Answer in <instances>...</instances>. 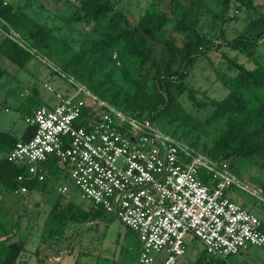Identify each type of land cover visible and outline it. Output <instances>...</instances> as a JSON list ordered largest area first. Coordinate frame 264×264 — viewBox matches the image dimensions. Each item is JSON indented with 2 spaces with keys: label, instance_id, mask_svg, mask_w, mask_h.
Here are the masks:
<instances>
[{
  "label": "built area",
  "instance_id": "obj_1",
  "mask_svg": "<svg viewBox=\"0 0 264 264\" xmlns=\"http://www.w3.org/2000/svg\"><path fill=\"white\" fill-rule=\"evenodd\" d=\"M11 34L75 89L56 93L55 105L40 106L26 116L36 126L35 135L0 155V161L26 166L28 174L19 180L44 179L42 164L59 159L63 174L84 198L137 235V264H178L187 252L188 237L200 241L209 257L225 261L250 246H264V219L230 199L228 190L240 187L264 197L229 161L214 159L162 131L150 117L108 103L19 33ZM68 189L60 187L62 192Z\"/></svg>",
  "mask_w": 264,
  "mask_h": 264
},
{
  "label": "trees",
  "instance_id": "obj_2",
  "mask_svg": "<svg viewBox=\"0 0 264 264\" xmlns=\"http://www.w3.org/2000/svg\"><path fill=\"white\" fill-rule=\"evenodd\" d=\"M205 1L171 0L170 14L158 3H153L152 7L145 8L136 19L129 10L119 7L116 0H79L82 14L74 20L85 23L93 22L103 27L105 34L101 39L89 45H83L75 52L71 46L56 37L50 29L37 22L33 21L28 35L25 34L23 23L27 16L7 0H0V22L3 31L6 32L0 44V53L21 68L25 67L35 56L14 40L11 34L14 30L63 71L73 75L102 99L126 113L152 119L158 116H171L177 107L178 97L185 92H189V97L194 104L203 108L208 103L197 98L195 90L186 82V79L200 58H206L210 51L219 47L214 43L215 40L207 37L198 27L202 21L201 13ZM231 2L235 3L238 10L246 13L257 10V0H227L225 5ZM181 7L187 10L186 16L177 15ZM168 30L172 33L171 36L185 34V37L179 41L178 39L176 41L174 37L170 41L165 40L170 52L169 66L177 62V58L180 59L177 70L163 72L161 66L157 65L154 75L156 89L154 92H149L148 80L134 79L122 58L117 57L116 61L120 62L123 79L136 86L133 97L120 99L122 86L117 83L114 71L109 68L115 60L112 49L123 40L125 54L136 57L144 65L154 63L153 45L149 40L155 38L157 32ZM262 38H264V13L248 20L239 35L227 42L232 50L240 52L249 50L248 55L255 60L256 68H248L237 58L224 55L228 69L234 74L219 73L229 93L223 100L212 101L214 112L208 122L229 115L226 131L214 141L209 149L200 147L197 141H186L214 159L229 161L237 157L264 156V62L256 59L254 52L259 47ZM55 46L58 47L55 54L60 58L61 63L51 58V52ZM5 72L6 69L0 66V80ZM144 106L151 107L150 114L143 112ZM29 112L32 114L31 111ZM35 133L36 126L34 125H28L21 139L9 131L0 130V155L10 151L17 142L31 139ZM64 171L59 159L53 157L40 167V173L45 175L44 179L21 181L19 176L28 174L26 166L2 159L0 161V194H14L23 186L29 190L45 191L50 182L60 178ZM104 213L102 208H95L88 212L74 202H69L65 206L58 202L51 210L55 226L51 229L50 236H63L69 223L97 219ZM3 217L5 216H0V264H18L21 253L26 250V241L13 236L14 226L7 228ZM232 258L228 261L211 258L203 247L202 254L196 259V263L234 264Z\"/></svg>",
  "mask_w": 264,
  "mask_h": 264
},
{
  "label": "rangeland",
  "instance_id": "obj_3",
  "mask_svg": "<svg viewBox=\"0 0 264 264\" xmlns=\"http://www.w3.org/2000/svg\"><path fill=\"white\" fill-rule=\"evenodd\" d=\"M16 9L24 13L27 18L23 23V32L28 35L32 22H37L46 26L52 33L71 46L74 51H78L81 46L89 45L93 41H97L104 37L105 29L92 23L78 22L74 19L81 15L82 12L79 7V0H7ZM119 7H123L131 12L134 18L139 15L147 7H152L153 3L159 4L169 14L172 11L171 0H116ZM157 1V2H156ZM227 0H206L205 6L201 13V23L199 29L207 37L215 40L218 48L213 49L208 53L206 58H200L190 70L186 82L189 83L192 89L195 90V95L199 100L206 101V107H200L194 104L189 97V92H185L177 99V107L174 109V114L171 116H158L155 118L156 125L164 132L170 133L185 141H197L200 147L207 149L211 148L214 141L217 140L222 133L227 129L228 116L219 117L215 121L208 122L211 114L214 112L212 101H220L227 97L229 89L223 84L219 77V73H228L232 75L228 69L227 61L224 55L231 58H237L240 63H244L248 68H256L255 60L248 55L249 50L240 52L232 50L227 44L228 41L236 38L239 33L245 28L248 20L264 13V0H257V10L246 13L236 8L235 3L231 2L225 5ZM187 10L179 9L177 15L183 17L187 15ZM168 31L157 32L155 38L149 40L153 45L154 63L141 64L139 59L129 56L124 53V41H119L112 49L113 58L115 59L110 64V69L114 71V77L117 83L122 86V93L120 99L124 97H133L136 92V86L123 79V72L120 68V62L116 61L117 57H121L123 63L128 67L131 76L134 79L148 80V91L154 92L156 84L154 75L157 71V65L161 66L163 72L168 70L176 71L180 65V59L169 66L170 52L165 40H171L173 37L178 41L185 37V34H173ZM0 37L6 36L0 22ZM175 35V36H174ZM54 43V42H53ZM58 47L55 46L52 53V60L61 63L60 58L55 54ZM49 51V49H48ZM255 58L264 62V38L260 40V45L255 50ZM6 57V56H5ZM5 63V64H4ZM0 65L9 69L12 74H16L20 67L10 61V59L3 58ZM46 65L39 66L38 71L41 70V75L35 83L40 96L39 100L54 103L55 96L52 92L44 87L45 75L47 72ZM21 80L23 85L28 87L25 80H29L28 73L24 74L20 70ZM23 78V79H22ZM12 83L9 75H6L0 81V102L7 99L10 103V110L6 112L0 109V115L4 118H9L12 124L16 127L24 126V114L27 112V105L22 106L26 102L25 88L21 86V90L17 91L15 95L8 94L6 90ZM54 88L66 87L75 89L67 79L56 78L52 81ZM83 96V95H80ZM29 101V100H28ZM34 101V100H33ZM122 105H125L121 102ZM152 111L150 106H144L143 112L150 114ZM233 171L241 177L242 180L249 187L257 189L264 197V156H254L251 158L237 157L229 160ZM67 185L69 192L64 195L71 198L78 204L90 205L87 198H83L81 191L75 184L65 175L59 179H53L50 182L47 190H32L26 196V206L21 214L18 210V216L6 217V208L11 207L10 199L3 203L0 197V216L3 217L7 228H21V234H14L15 238H22L23 235L28 234L27 231L32 232L34 228L42 225V221L49 218L51 221L45 229L46 241L55 242L57 244L65 243L64 247L67 249V259L77 261L78 264H137L138 257L135 255L136 238L131 233L125 231V226L112 214L106 213L98 225L88 227V222L80 223L73 238H68L64 241V236L57 237L50 236L51 228L54 226V221L50 218V210L53 202L60 197L58 187ZM228 197L242 206L246 207L252 213L264 219V200L257 197L248 191L233 187L228 190ZM65 198V197H62ZM45 204V205H44ZM42 206L41 208H39ZM24 230V231H23ZM41 241L40 231L36 228L31 233L29 238V250L35 252L39 240ZM24 239V236H23ZM188 247L186 254L181 258L178 264H197L196 259L202 254L203 244L194 240L191 237L187 238ZM68 244V245H67ZM40 248V247H39ZM40 254H46L44 247L40 248ZM44 252V254H43ZM33 261H31L32 264ZM232 262L234 264H264V246H250L247 250L241 251L239 254L233 256Z\"/></svg>",
  "mask_w": 264,
  "mask_h": 264
},
{
  "label": "crops",
  "instance_id": "obj_4",
  "mask_svg": "<svg viewBox=\"0 0 264 264\" xmlns=\"http://www.w3.org/2000/svg\"><path fill=\"white\" fill-rule=\"evenodd\" d=\"M4 38H5V36L0 37V44L2 43ZM3 58H7V57H5L4 55H2L0 53V61H2ZM10 61L12 63H14L11 59H10ZM14 64L17 65L16 63H14ZM42 65H46V67L48 68L47 72L43 73V75H45L44 87L48 91H50V92H52L54 94L55 101H54L53 104L52 103L49 104L48 102H45L44 100H39V98H38L40 96V93H39L38 89L36 88L35 83L38 81V79H39V77H40V75L42 73L41 70L38 71L37 68L39 66H42ZM0 66H2V65H0ZM18 67H20V66H18ZM3 68H5V67H3ZM5 69H6V72L3 75L2 79L6 75H9L10 79H12V83L10 84V86L6 90V92L8 94L15 95V93L17 91L21 90V86H23L25 88V93H26V98H27L26 100L27 101L23 102L22 106L27 105V108H26L27 112L24 114V119H25L24 126H20L18 128L16 127L15 124L14 125L12 124L11 119L4 118V117H2L0 115V130L9 131L13 135L17 136L20 139L25 135V132H26V130L28 128V125H30V124H28L26 122V116L31 115L29 111H31L32 114H33L34 110L37 109L40 106H43V105L53 106V105H55L57 103L56 93H58V92H60V93H73L74 92V91L72 92L71 91L72 89H69L68 86L63 87V88H61V87L54 88L53 85H52V81H54L56 78H59V79L61 78L62 79L64 77H62L61 75L56 73L52 68H50V66L47 63H45L42 59H40V58H38L36 56H33L32 59L27 63V65L25 67H23V68L20 67V70H23L24 74L26 72L28 73L29 80H25L26 81L25 83H28V87H25L23 85V81L21 80V77L18 76V74L20 75V73H21L20 70H18V72H16L17 75L16 74L13 75L12 72L9 69H7V68H5ZM48 86L52 87L53 90H49ZM7 97L9 98V95ZM8 98L7 99H3L0 102V109L1 110H5L6 112H9V110L11 108L10 107L11 105L8 102ZM3 154H1V155H3ZM63 175H61V177ZM62 186H64V185H62ZM62 186L58 187V192L60 194V197H58V199H56V201L53 202L51 210L54 207V205L56 203H58V202L61 205H64V206L66 204H68L69 202H74V203L78 204L77 202H75L71 198H68V197L64 196V195H66L69 192V189L66 192H62L60 190V187H62ZM31 191L32 190L28 189V191L26 193H22V192H20L18 190L14 194H6V195L0 194V197L2 198L4 204H5L6 200H8V199H10V201H11V207H9V210H8L7 207H5L6 208V214L5 215H8L6 217H11V216H16L17 217L19 215L18 214V210H20L21 214L23 213L24 208L26 206V204H25L26 197H27L26 195L29 192H31ZM62 197H65V198H62ZM78 205L81 206V208H83L84 210H86L88 212H91L93 209L96 208V207L93 206V203L91 201H90V205H87V204H78ZM41 207L42 206H40L39 208H41ZM51 210H50L49 215H50V218L52 219ZM104 215H105V213L102 215V217L97 218V219L103 218ZM97 219H93V220L89 219L88 221H85V222H88V227H93L95 225H98V223H100L101 220H97ZM50 222L51 221L49 220V218H46L44 221H42V225L40 227L35 225L36 226L35 228L38 231H40V237H41V241L38 238L39 243H38V246H37L35 252L33 250H29V243H30L29 238L31 237V233L35 230V228H34V230L32 232L27 231L28 234L23 235L24 236V240L26 241V250L21 253V255L19 257V263L18 264H31V261H33L32 264H78L77 261H74V258L72 260L68 261L66 255H67V250H68L67 248L69 246L64 247L65 243L57 244V243L52 242V241H51V243L46 241L47 238L45 236V234H46L45 233V229H46V226L48 225V223H50ZM80 223H84V222H72V223L68 224V226L66 227L65 233L63 234L64 241H66L69 237L70 238L74 237V235L77 232L78 225ZM54 226H55V222H54ZM125 231H126L127 234H128V232H131L126 226H125ZM12 232L14 234H21L22 229L13 227ZM132 234L136 238L135 255H136V257H138V255H139L138 238H137V236L134 233H132ZM23 236H22L21 239H23ZM57 237H59V236H57ZM60 237H62V236H60ZM42 246L44 247V250L46 252V254H44V252H43V254H44L43 256H41V254H40V252H41L40 248Z\"/></svg>",
  "mask_w": 264,
  "mask_h": 264
}]
</instances>
